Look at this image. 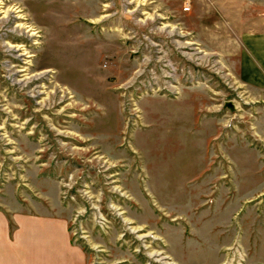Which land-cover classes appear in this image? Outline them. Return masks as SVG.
<instances>
[{
	"label": "rangeland",
	"instance_id": "1",
	"mask_svg": "<svg viewBox=\"0 0 264 264\" xmlns=\"http://www.w3.org/2000/svg\"><path fill=\"white\" fill-rule=\"evenodd\" d=\"M263 22L264 0H0L7 236L38 217L77 264H264V91L237 55Z\"/></svg>",
	"mask_w": 264,
	"mask_h": 264
},
{
	"label": "crops",
	"instance_id": "2",
	"mask_svg": "<svg viewBox=\"0 0 264 264\" xmlns=\"http://www.w3.org/2000/svg\"><path fill=\"white\" fill-rule=\"evenodd\" d=\"M262 28L256 35H246L244 51L237 55L240 80L264 91V22ZM1 221L0 264H77L79 254L69 244L64 223L21 217L18 232L10 238Z\"/></svg>",
	"mask_w": 264,
	"mask_h": 264
},
{
	"label": "bare ground",
	"instance_id": "3",
	"mask_svg": "<svg viewBox=\"0 0 264 264\" xmlns=\"http://www.w3.org/2000/svg\"><path fill=\"white\" fill-rule=\"evenodd\" d=\"M7 11H11V12H20V9H18V8H15V9H10V10H7ZM6 11V12H7ZM19 14V13H18ZM17 17H19V18H22V15L20 14V15H17ZM17 26H19V27H22L21 26V24H18ZM31 34H34V32L33 33H31Z\"/></svg>",
	"mask_w": 264,
	"mask_h": 264
}]
</instances>
